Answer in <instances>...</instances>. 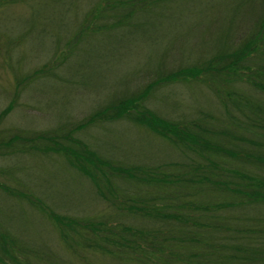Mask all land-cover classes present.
Here are the masks:
<instances>
[{
    "label": "trees",
    "instance_id": "1",
    "mask_svg": "<svg viewBox=\"0 0 264 264\" xmlns=\"http://www.w3.org/2000/svg\"><path fill=\"white\" fill-rule=\"evenodd\" d=\"M182 1L191 2L0 0V12L20 6L30 14L26 20L11 16L2 32L20 31L23 46L35 31L56 52L66 39L68 47L56 71L88 48L89 38H115L120 30L130 34L139 22L154 20ZM204 1L214 9L211 23L224 17L227 25L218 31L212 49L186 53L183 65L156 64L146 71L150 74L145 81V74L138 73L141 83L133 90L79 122L40 133L6 129L2 124L14 109L17 93L0 110V163L13 162L2 167L0 176L14 183L0 182V264H264V0ZM60 16L69 26L57 33L37 24L38 19ZM103 45L95 42V48ZM194 56L199 61L186 64ZM54 76L47 66L24 77L15 75L16 90ZM174 84L208 90L219 111L213 117L192 112L186 120H174L150 110L147 105L156 90ZM167 99L161 98L166 104ZM116 121L148 133L160 148L153 151L165 149L164 159L145 157L151 145L138 144V138L116 129L106 132L117 131L115 135L134 146L122 156L126 161L112 159L76 136ZM120 149L111 148L109 155L123 153ZM34 156L59 158L62 168L88 182L101 208L88 216L61 215L52 209L57 203L34 197L28 183L15 176L25 178L26 166L19 163ZM27 211L36 216L28 221ZM15 216L22 225L14 226Z\"/></svg>",
    "mask_w": 264,
    "mask_h": 264
},
{
    "label": "rangeland",
    "instance_id": "2",
    "mask_svg": "<svg viewBox=\"0 0 264 264\" xmlns=\"http://www.w3.org/2000/svg\"><path fill=\"white\" fill-rule=\"evenodd\" d=\"M79 7L83 8L84 3ZM26 9L15 6L0 12V35L6 37L1 38L0 36V110L15 99L14 95L17 93L14 109L2 125L6 129L13 127L36 133L52 131L62 123L79 122L95 109L103 108L107 102L122 96L123 91H131L135 85L148 79L150 73L147 72L156 64L169 67L170 64L176 62L178 65H183V62L188 59L186 53L193 54L197 51L203 53L204 50L212 49L213 43L217 42L215 39L218 38V31L227 27L223 20L224 17L211 23V13L214 9L207 6L204 0L198 3L194 0L189 3L182 1L177 5L171 4L170 8L162 11L154 20L137 23L138 25H135L136 27L131 30L130 34L125 30H120L114 33L115 38H89L88 48L82 49L75 59H70L67 67H61L60 70L55 71L54 68L59 66L58 59L64 57L62 53L68 47L66 39L61 41V47L56 52L53 50V45L50 42L48 44L47 37L36 35L35 31L29 34L23 46L18 42V38L25 36L21 35L20 31L13 34L6 29L8 34L2 32L7 27L5 21L11 16L18 15L26 20L30 15ZM49 19H38L37 24L50 26L53 33L69 26L61 16ZM67 37V35L64 36V38ZM100 41L105 42L106 45L95 48V42ZM188 61L186 64L191 65L199 60L194 56L193 60ZM41 66L52 69L55 76L47 80L29 81L26 86L22 84L17 91L15 75L24 77ZM138 73L145 74L141 77V81L138 80ZM162 96L168 97L167 104L161 100ZM210 96L208 90L199 85L189 87L174 84L157 89L147 106L160 116L174 120H186L183 117L200 112L213 117L219 109L213 104L214 99ZM175 104L179 106L175 107ZM136 128L128 123L116 121L113 125L104 123V126L99 125L94 129H87L76 136L81 141L88 142L93 148H97L104 155L115 160L119 158L126 161L127 159H123L122 156L127 153L125 151L129 149L128 147L132 148L133 145L121 136L115 135L117 131L112 133L114 135L106 132L116 129L120 134H128L132 140L140 139L136 140L138 144H140L138 141H141L151 145L153 149L149 148V153L144 152L145 157L151 154L153 161L159 158L163 160L164 154H161V151L164 152L165 149L159 151L160 148L156 141H153L148 133L139 132ZM116 147H120L123 153L118 152L112 157L109 155L112 152L110 149ZM156 148H158L156 152L153 151ZM136 149L139 150V147L132 149L133 156L136 155ZM167 153L169 157L173 154L172 152ZM59 161L56 156L27 158L19 163L20 167L26 166L23 172L26 179L19 178L17 173L15 176L22 180L23 185L27 186L28 183V186L35 191L32 193L34 197L39 194L42 200L46 198L57 203L52 209L61 215L82 217L95 214L101 207L96 197H91L93 193L88 182L69 169L62 168V163ZM130 161L135 160L130 159ZM141 161H145V158ZM12 163L2 161L0 170L3 166L8 167ZM0 182L8 186L14 184L12 180L8 182L4 175L0 176ZM79 204L81 206H78ZM32 215L36 216V213L27 211L24 214L28 221L29 216ZM11 222L15 227L22 225L16 216ZM47 230H49L48 227ZM44 239L47 240V238ZM51 242L54 243V240Z\"/></svg>",
    "mask_w": 264,
    "mask_h": 264
}]
</instances>
